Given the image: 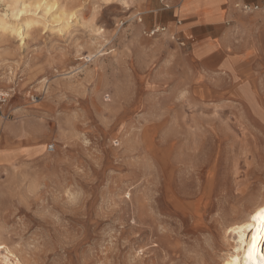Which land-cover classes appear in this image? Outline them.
Returning <instances> with one entry per match:
<instances>
[{"label":"rangeland","instance_id":"rangeland-1","mask_svg":"<svg viewBox=\"0 0 264 264\" xmlns=\"http://www.w3.org/2000/svg\"><path fill=\"white\" fill-rule=\"evenodd\" d=\"M55 1L68 30L0 32V245L20 264L220 261L221 226L264 200V24L210 34L158 0ZM191 6L219 17L215 0L176 14ZM211 186L200 221L180 218L196 204L174 192Z\"/></svg>","mask_w":264,"mask_h":264},{"label":"bare ground","instance_id":"bare-ground-1","mask_svg":"<svg viewBox=\"0 0 264 264\" xmlns=\"http://www.w3.org/2000/svg\"><path fill=\"white\" fill-rule=\"evenodd\" d=\"M7 8V13L0 14V32H8L10 35H15L20 39V42L26 38L31 29L43 26L44 24H48L51 30L59 26H61V28L65 27L66 30H68V24L76 14V11H73L75 8H73V10L69 9L65 4H58L55 0H10V2L7 3ZM31 14L36 15L38 18H31ZM172 180L173 176L170 174L166 179V183L169 181L173 183ZM212 188L213 186L208 189L201 188V191L198 190L197 193H194L195 195L193 193L185 194L183 188H181L183 193L175 191L174 194L172 192L175 200L182 199L184 204L188 206L193 203L194 205L196 204V207L194 206L195 208H193L194 210L189 213L186 212V209L179 212V217L190 218L199 222L200 217L204 215L203 213L206 211H204L202 207L203 201L209 200L213 195L214 191ZM240 208H235L233 213H240ZM173 210L178 212L179 208L174 206ZM221 227L223 236L233 235L234 242L232 245H229L230 251L222 256L220 261H213V263L208 262L209 264H264V200L255 202L249 209L242 211L240 216L238 214L233 220H230L229 224L227 223ZM1 249L7 252V250L0 245V250ZM0 263L20 264L16 259L15 261H11L8 252L7 255L1 259Z\"/></svg>","mask_w":264,"mask_h":264},{"label":"crops","instance_id":"crops-1","mask_svg":"<svg viewBox=\"0 0 264 264\" xmlns=\"http://www.w3.org/2000/svg\"><path fill=\"white\" fill-rule=\"evenodd\" d=\"M260 0H215V6L218 11L219 17L217 18L216 21L214 22H202L199 23L197 16L193 14L192 6L189 7V9L185 10L183 15H177L176 14V9L173 8L174 4L171 3V8L166 9L165 11H170L172 12L174 18L178 19V16L183 17L186 21V28H210L211 32L210 34H215L217 31L216 28L222 26L225 23H228L229 21H244L248 22V34L252 33L253 30H257L256 24H264V13L261 12H255V13H244L247 14V16L244 15H239L238 13L235 12L234 4L240 3V4H248V5H255L258 4ZM190 4V2H189ZM249 14V15H248ZM180 20L175 21L176 25H181ZM176 31H179V27H176ZM221 31H223V34H230L231 28L225 29L221 28ZM180 40V38H179ZM181 41V40H180ZM182 42V41H181Z\"/></svg>","mask_w":264,"mask_h":264},{"label":"built area","instance_id":"built-area-1","mask_svg":"<svg viewBox=\"0 0 264 264\" xmlns=\"http://www.w3.org/2000/svg\"><path fill=\"white\" fill-rule=\"evenodd\" d=\"M182 1L183 0H158L159 4L162 7V10L170 9L171 3L174 4L173 8H178ZM234 8L241 11L242 13H255V12L264 13V0H260V2L255 5L237 3L234 4ZM121 25H123V23H121ZM163 32H165L164 27H155L153 29L146 30L144 32V35L148 38H151ZM171 39L176 40L179 46L184 47V43L181 42L179 38H176L175 35L171 36Z\"/></svg>","mask_w":264,"mask_h":264}]
</instances>
